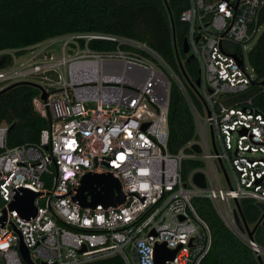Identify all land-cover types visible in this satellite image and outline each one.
I'll use <instances>...</instances> for the list:
<instances>
[{
    "label": "built area",
    "instance_id": "2783aa9c",
    "mask_svg": "<svg viewBox=\"0 0 264 264\" xmlns=\"http://www.w3.org/2000/svg\"><path fill=\"white\" fill-rule=\"evenodd\" d=\"M187 1L180 20L199 65L198 103L146 43L112 34L53 37L45 44L62 39L59 57L49 50L43 58L11 55L0 67V89L31 81L46 91L33 106L50 118L38 141L14 146L6 144L9 125L0 124V264H84L112 256L123 264H155L161 243L178 248L164 264H200L212 235L194 197L208 198L226 226L264 257L248 234L252 226L240 227L235 217V199L264 204V112L254 104L256 74L243 56L263 29L264 0ZM92 38L128 49L93 50ZM170 78L195 125V138L176 152L167 145ZM188 158L201 165L183 176ZM196 172L205 187L194 183ZM86 174H111L124 201L81 206L74 196ZM31 193L35 214L26 218L12 203Z\"/></svg>",
    "mask_w": 264,
    "mask_h": 264
},
{
    "label": "trees",
    "instance_id": "16d2710c",
    "mask_svg": "<svg viewBox=\"0 0 264 264\" xmlns=\"http://www.w3.org/2000/svg\"><path fill=\"white\" fill-rule=\"evenodd\" d=\"M187 0H0V52L13 50L19 57L29 48L50 38L69 33L112 34L146 43L180 79L186 91L198 103L193 83L199 77L196 58L187 60L182 51L187 23L180 14ZM263 29L248 51V63L256 74L251 85L254 104L264 112V7L260 14ZM84 40H80L83 46ZM93 50L128 49L126 44L92 38L87 43ZM12 56L7 54V64ZM1 86V85H0ZM40 89L31 84H18L0 94V124L13 127L6 134V144L14 146L36 142L50 118L42 117L33 106ZM168 151L176 152L195 138V125L184 93L170 78L168 105ZM201 165L197 159H183L182 174ZM193 205L211 230L212 244L200 264H264L223 222L212 202L194 197ZM240 210L253 238L264 247V225L258 224L261 210L250 199H241ZM84 264H123L112 256Z\"/></svg>",
    "mask_w": 264,
    "mask_h": 264
},
{
    "label": "water",
    "instance_id": "95a60500",
    "mask_svg": "<svg viewBox=\"0 0 264 264\" xmlns=\"http://www.w3.org/2000/svg\"><path fill=\"white\" fill-rule=\"evenodd\" d=\"M182 51L187 54V60L194 58L193 53H189V45L186 37L183 40ZM31 84L36 86L41 91L40 97L45 100L47 97L46 91L37 83L31 81H17L11 83L0 89V94L10 89L11 87L18 84ZM200 84V78L198 77L193 83V86H198ZM262 85H264V79L262 80ZM14 123L8 127V131L13 127ZM192 148L196 152H200V147L198 144H192ZM193 181L195 184L201 187H205V178L202 172H196L193 176ZM36 194L31 193L28 197H17V199L12 203V207H16L19 212L26 218L33 216L35 214V208L33 206V198ZM124 194L121 192L120 184L116 178L111 174H86L81 180V185L78 189L77 194L74 196L76 200L83 207L94 208L97 204H102L106 206H114L120 204L124 201ZM235 204L237 210L235 211V217L240 227L245 226L247 229V224L245 218L240 210L239 202L235 199ZM260 209L264 207L263 203H256ZM264 225V218L261 222ZM253 230L248 231L249 235H252ZM178 248L169 249L166 248L165 243L157 244L155 246V264H164L165 260L173 259ZM21 254L26 262H30L28 250L24 245L20 246ZM84 249H81L83 251ZM258 260L262 263V257L258 256Z\"/></svg>",
    "mask_w": 264,
    "mask_h": 264
},
{
    "label": "rangeland",
    "instance_id": "374dc122",
    "mask_svg": "<svg viewBox=\"0 0 264 264\" xmlns=\"http://www.w3.org/2000/svg\"><path fill=\"white\" fill-rule=\"evenodd\" d=\"M260 35V33H258L255 38L248 44V49L244 50L243 56H244V63L246 65H249L248 63V51L250 50V48L255 44L258 36ZM62 39H58L56 41H54L50 46H46L48 44H45V41L42 43H39L33 47H31V49H29L27 51L26 54L22 55V58H27L31 55V53L37 54L38 52H40L39 56L40 58H43L44 54H48L49 50L55 57H59L60 56V52H61V45H62ZM9 55H14V51L13 50H5L4 53H0V67L4 66L7 64V54ZM17 58V56H16Z\"/></svg>",
    "mask_w": 264,
    "mask_h": 264
},
{
    "label": "crops",
    "instance_id": "0c3cea01",
    "mask_svg": "<svg viewBox=\"0 0 264 264\" xmlns=\"http://www.w3.org/2000/svg\"><path fill=\"white\" fill-rule=\"evenodd\" d=\"M105 64H103V66H104Z\"/></svg>",
    "mask_w": 264,
    "mask_h": 264
},
{
    "label": "bare ground",
    "instance_id": "6f19581e",
    "mask_svg": "<svg viewBox=\"0 0 264 264\" xmlns=\"http://www.w3.org/2000/svg\"><path fill=\"white\" fill-rule=\"evenodd\" d=\"M105 66V65H104ZM99 68V67H98Z\"/></svg>",
    "mask_w": 264,
    "mask_h": 264
}]
</instances>
